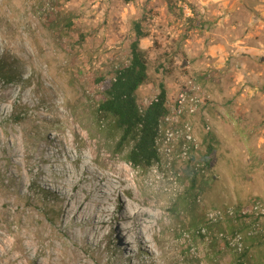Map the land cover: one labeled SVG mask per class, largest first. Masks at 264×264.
I'll use <instances>...</instances> for the list:
<instances>
[{
	"label": "rangeland",
	"instance_id": "obj_1",
	"mask_svg": "<svg viewBox=\"0 0 264 264\" xmlns=\"http://www.w3.org/2000/svg\"><path fill=\"white\" fill-rule=\"evenodd\" d=\"M230 1L236 4L237 15H242L241 0ZM0 2V61L10 66L12 75L8 80L0 77V264H44L50 251L59 253L56 261L62 264H264V221L253 235L239 216L218 223L207 219L210 209L241 208L262 197L257 160H250L249 167L246 153L231 160L224 140L216 135L215 113L207 109L211 96L196 115L164 118L158 139L160 160L151 167L127 162L126 152L117 153L107 121L99 124L97 119L106 85L114 71L129 62L135 21L147 33L140 39L149 72L138 91L141 107L157 96L161 84L167 89L169 108L189 77H197L205 87L210 76L191 71L190 56L181 49L191 38L194 27L188 19L200 0ZM182 29L187 33L184 37ZM70 122L80 130V137L74 139L76 147H91L94 154L106 156L108 166L117 163L129 171V186L121 192L125 200H146L142 208L162 216V221L154 219L156 234L150 245L155 254L151 257L141 241L130 242L125 253L118 252L115 232L118 229L125 237L128 221L122 217L127 206L119 194L112 202L119 210L107 213L110 221L100 234L73 236L81 231L76 221L81 210L68 216L65 190L49 176L50 170L58 168L63 174L64 169L47 160L61 148L51 144L56 134L73 138ZM186 122L190 130L182 127ZM167 129L184 132L168 138ZM57 154L80 178L76 187L69 188L77 203L89 182L98 179L90 177L82 161L73 163L76 149L70 155ZM93 163L109 170L98 160ZM97 194L101 191L93 192L94 197ZM235 231L245 235L241 252L226 239Z\"/></svg>",
	"mask_w": 264,
	"mask_h": 264
},
{
	"label": "crops",
	"instance_id": "obj_2",
	"mask_svg": "<svg viewBox=\"0 0 264 264\" xmlns=\"http://www.w3.org/2000/svg\"><path fill=\"white\" fill-rule=\"evenodd\" d=\"M200 1L188 19L191 38L181 49L190 56L191 71L210 76L207 109L215 113V133L231 160L242 153L248 167L257 160L264 199V0L239 1L240 16L230 0Z\"/></svg>",
	"mask_w": 264,
	"mask_h": 264
},
{
	"label": "bare ground",
	"instance_id": "obj_3",
	"mask_svg": "<svg viewBox=\"0 0 264 264\" xmlns=\"http://www.w3.org/2000/svg\"><path fill=\"white\" fill-rule=\"evenodd\" d=\"M0 7H2L1 2ZM69 128L73 133V138H70L67 134L64 133L56 134L52 138L51 144L61 145V148L55 150V153L51 154L47 160L51 163V166L55 162V164L59 163L61 169H64L63 174L57 171L58 168L50 170L49 176L55 185H60L65 190L63 196L67 199L66 206L68 216L74 217L76 215V211L81 210V213L79 215L80 219L76 220L77 223L81 225V231L73 232V236H77L78 238L80 237L82 239L88 233L94 235L100 234L104 227V224L110 221L105 218L107 213L112 212L113 214H116L118 208H113L112 202L114 201V196L119 194V198L125 201V205L127 206V210L126 212L122 213V217H125L128 221L126 222L125 226L126 238L123 237L122 232H120L118 229V232H115L118 247L117 249H119L118 252L125 253V251L128 249L127 245L130 242L141 241V243L146 246V251L150 254L149 256L151 257V255L155 254L153 246L150 245V241L153 239L152 236H155L156 234V225L154 223V219L162 221V216L152 210L143 209L142 206L148 204L146 200L138 201L137 199H135L136 203L132 201H126L125 198L121 195V192L122 190L127 189L129 186V171L126 170L123 166H119L117 163H112L108 166L106 156H104L103 153L94 154L91 147H76L74 144V139L76 137H80V130L73 122L69 123ZM74 149H76L77 151V156H75L73 163L77 165L82 161L84 163L83 167L91 175L90 177H95L96 179H98V182H89V186L85 187L84 196H79L77 203L73 199L76 195L70 194L69 188L76 187L77 182L80 180V178L76 176V169H74L68 161L61 160L57 156L58 152H65L66 154L70 155V153H72ZM96 160L104 163V165L107 164L109 170L102 171L98 169L93 163ZM65 177L69 178L70 180L68 181ZM96 190L101 191V194H97L98 197L93 196V192ZM73 201L76 203V207L74 206ZM152 205L154 207L157 206L156 203ZM84 223H90L91 225L87 226ZM164 225V222H162V226ZM3 239L5 238H2V241ZM25 249L29 250V246H27ZM17 253H19V251ZM58 254L55 253V251H50L49 260L47 262H44V264H62V262L56 261L58 260L56 257H60V255ZM37 255L38 254L34 255V260H36V258L38 257ZM21 261H23V259H21ZM24 263H27V261ZM82 264H84V262Z\"/></svg>",
	"mask_w": 264,
	"mask_h": 264
},
{
	"label": "trees",
	"instance_id": "obj_4",
	"mask_svg": "<svg viewBox=\"0 0 264 264\" xmlns=\"http://www.w3.org/2000/svg\"><path fill=\"white\" fill-rule=\"evenodd\" d=\"M136 38L130 43L127 65L117 68L105 87V96L97 107L98 123L107 121L108 132L115 140L117 153L126 152V160L134 167H151L160 160L158 139L167 113L168 92L164 84L156 98L141 107L140 87L149 79L148 58L140 39L147 36L140 21H135ZM0 77L10 79V66L0 61ZM118 132V134H115ZM213 151L209 145L208 153Z\"/></svg>",
	"mask_w": 264,
	"mask_h": 264
},
{
	"label": "built area",
	"instance_id": "obj_5",
	"mask_svg": "<svg viewBox=\"0 0 264 264\" xmlns=\"http://www.w3.org/2000/svg\"><path fill=\"white\" fill-rule=\"evenodd\" d=\"M185 8V10L188 9L187 6ZM208 96L207 89L198 81L197 77H189L179 88L175 102L171 108H169V112L165 118L173 120L186 115H196L203 109ZM155 98L156 97L153 99ZM152 100H150L148 104H150ZM182 127L190 130L191 124L190 122H186L183 123ZM183 132V129H177L175 131L167 129L166 134L168 135V138H170L173 136H180ZM238 216L249 224V234H258L261 224L264 221V199H255L249 205L241 208L235 206L213 208L207 213V219L210 223H218L226 219L237 218ZM202 232H206V227L202 229ZM226 239L229 245L234 247L237 251L241 252L244 250L245 235L242 231H235L234 233L227 235Z\"/></svg>",
	"mask_w": 264,
	"mask_h": 264
}]
</instances>
